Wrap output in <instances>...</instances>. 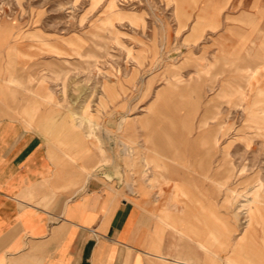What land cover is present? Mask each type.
Returning <instances> with one entry per match:
<instances>
[{"label": "rangeland", "instance_id": "obj_1", "mask_svg": "<svg viewBox=\"0 0 264 264\" xmlns=\"http://www.w3.org/2000/svg\"><path fill=\"white\" fill-rule=\"evenodd\" d=\"M230 2L218 35L226 25L251 23L230 16L238 0ZM205 3L0 0V23L15 25V42L37 52L40 88L60 89L70 103L86 105L71 119L87 124L96 168L126 188L162 176L133 175L142 158L151 169L160 170L150 159L168 164L173 178L226 214V263L240 264L247 238L264 236V90L254 83L260 65L253 52L240 56L226 40L184 38L200 24L192 14ZM159 92L165 107L150 125ZM258 187L263 205L251 214L245 204Z\"/></svg>", "mask_w": 264, "mask_h": 264}, {"label": "crops", "instance_id": "obj_2", "mask_svg": "<svg viewBox=\"0 0 264 264\" xmlns=\"http://www.w3.org/2000/svg\"><path fill=\"white\" fill-rule=\"evenodd\" d=\"M206 1L192 14L200 24L184 38L226 40L240 56L253 52L260 65L254 83L264 90V0H238L229 15L251 23L226 25L220 35L232 2ZM15 32L0 23V264H227L226 214H216L213 200L197 198L155 159L150 163L160 170L142 158L132 174L162 176L138 186L106 178L96 168L98 152L88 151L87 124L71 119L86 105L38 86V54L16 43ZM161 92L150 125L165 107ZM247 239L240 264H264L263 234Z\"/></svg>", "mask_w": 264, "mask_h": 264}, {"label": "bare ground", "instance_id": "obj_3", "mask_svg": "<svg viewBox=\"0 0 264 264\" xmlns=\"http://www.w3.org/2000/svg\"><path fill=\"white\" fill-rule=\"evenodd\" d=\"M88 120H91V117L88 118ZM261 194V187H258L254 192L251 193V196L248 197L249 200H247V203L245 206H247L250 209L251 214L255 212V210L263 205V199ZM240 206V205H239ZM244 206V205H242ZM240 211H238V214ZM259 214H257L258 216ZM254 217V216H252Z\"/></svg>", "mask_w": 264, "mask_h": 264}]
</instances>
